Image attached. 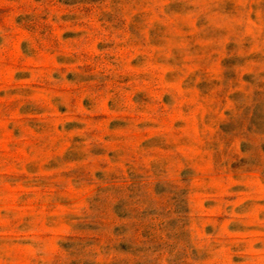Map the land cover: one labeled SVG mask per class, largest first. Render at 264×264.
I'll list each match as a JSON object with an SVG mask.
<instances>
[{"label": "rangeland", "instance_id": "rangeland-1", "mask_svg": "<svg viewBox=\"0 0 264 264\" xmlns=\"http://www.w3.org/2000/svg\"><path fill=\"white\" fill-rule=\"evenodd\" d=\"M0 264H264V0H0Z\"/></svg>", "mask_w": 264, "mask_h": 264}]
</instances>
